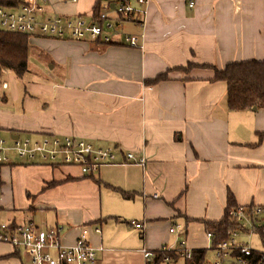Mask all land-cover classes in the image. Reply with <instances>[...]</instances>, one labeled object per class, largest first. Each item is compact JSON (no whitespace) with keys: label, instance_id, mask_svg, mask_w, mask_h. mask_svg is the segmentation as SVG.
Returning <instances> with one entry per match:
<instances>
[{"label":"crops","instance_id":"obj_1","mask_svg":"<svg viewBox=\"0 0 264 264\" xmlns=\"http://www.w3.org/2000/svg\"><path fill=\"white\" fill-rule=\"evenodd\" d=\"M97 1L38 0L40 19L89 17ZM146 12L144 26L123 28L142 36L138 48L31 37L52 41V69L59 66V73L52 74V84L29 87L20 110L14 91L0 98V130L9 139L71 136L117 150V164L91 175L16 156L0 167V217L16 226L60 227L67 245L88 226L96 264H106L103 255L114 250L102 233L113 231L109 222L123 225L116 228L123 239L139 232L143 248L129 253L179 240L204 250L210 245L206 223L224 218L230 195L237 206H264V109L230 110L226 83L200 67L264 61V0H152ZM190 64L189 73L173 71L168 81L148 84ZM127 153L137 160L144 156L146 165L126 162ZM124 192L134 198L125 199ZM133 221L144 230L131 226ZM174 225L184 231L170 234ZM0 245L6 246L8 264H22L16 255L27 256Z\"/></svg>","mask_w":264,"mask_h":264},{"label":"built area","instance_id":"obj_2","mask_svg":"<svg viewBox=\"0 0 264 264\" xmlns=\"http://www.w3.org/2000/svg\"><path fill=\"white\" fill-rule=\"evenodd\" d=\"M49 0H42L46 4ZM76 3L78 0H71ZM152 0H113L106 2L97 19L94 14L86 17L61 15L40 19L38 0H23L18 8L0 7V30L27 34L31 37L55 38L71 41H90L104 44H124L140 47L142 36L123 32L126 23L144 26L146 9ZM194 2H190L192 7ZM113 7V8H112ZM114 13L115 16H112ZM7 88V84L3 85ZM118 152L114 147L95 148L90 142L71 136L45 135L39 139L13 137L6 140L0 134V167L12 164L13 156L29 163L50 166H74L84 175L99 171L101 166L117 164ZM126 162L146 165L143 156L137 160L132 153L126 154ZM228 216L240 225L226 239L213 243L215 233L207 231L210 245L203 261L195 256L194 250L179 240L177 247L168 245L158 250H143L145 264H264V206H237L228 210ZM131 226L144 230V225L131 222ZM62 228L40 229L34 223L13 225L0 223V244L15 250H23L30 264H96V248L90 241V228L85 226L73 244H64L60 234ZM184 227L174 225L169 233L180 235ZM100 234V226H94ZM255 236L260 237L261 249L252 247ZM167 253L166 256H160Z\"/></svg>","mask_w":264,"mask_h":264},{"label":"trees","instance_id":"obj_3","mask_svg":"<svg viewBox=\"0 0 264 264\" xmlns=\"http://www.w3.org/2000/svg\"><path fill=\"white\" fill-rule=\"evenodd\" d=\"M113 0H98L94 7L95 19L103 12L106 2ZM23 0H0V7L18 8ZM30 39L27 34H20L0 30V81L7 71H12L18 77H23L29 68L30 58ZM194 65L190 64L187 68H173L160 74L155 79L148 81L149 85H157L168 81L170 73L173 71H183L189 73ZM196 67V66H195ZM201 68L212 69L215 72L216 81L225 82L227 85V103L232 111H244L253 107L264 109V61L249 60L228 64L224 69L219 70L215 67L204 65ZM263 137V134L260 135ZM52 186V183L49 185ZM125 199L134 198L132 195L123 193ZM237 207L232 195L229 196V206L224 218L218 222H207L206 231L215 233L213 243L226 239L233 231L240 228V225L232 220L227 212ZM263 247L264 235L261 234ZM167 253H161L164 257ZM206 251L198 250L195 256L203 261Z\"/></svg>","mask_w":264,"mask_h":264},{"label":"rangeland","instance_id":"obj_4","mask_svg":"<svg viewBox=\"0 0 264 264\" xmlns=\"http://www.w3.org/2000/svg\"><path fill=\"white\" fill-rule=\"evenodd\" d=\"M30 58H29V68L28 72L23 77H18L15 75L12 71H7L4 73L1 81H0V98L6 93V95H10L12 91H14L19 96V102L17 105V110L22 107V98H24L26 95H29L27 93L29 87L37 85V86H43L46 84H52V74L55 76L57 73H59V66L56 70H53L52 67L54 65V57H55V51L51 40H42L38 41L33 38L30 39ZM4 83H7L9 89L3 91L2 85ZM31 95V94H30ZM37 98L41 101L42 99L47 98V96L44 95H37ZM2 134H4L2 137L6 140H9L10 135L6 131H1ZM8 133V134H7ZM3 177V174H2ZM1 223H5L7 221V218L4 216L0 217ZM108 226H111V230L109 229L105 230L102 229L103 236L107 239H109L111 242L113 241V252L109 255L104 254L103 259L105 258L106 264H144V257L143 254H133L129 253V249L131 248H137L140 247V249L143 248V240H141V237L139 235V232H135L133 236H126V238H122L125 233H120L118 229L116 228H124L123 225H118L119 227H116L112 222L108 223ZM131 227V226H130ZM104 228V225H103ZM135 235L137 237H135ZM173 243V242H172ZM170 243L169 247H177L176 244ZM209 247V246H208ZM207 247V248H208ZM252 247L255 249H261L262 246L260 245V237L255 236L252 240ZM13 248V247H12ZM116 249H119L116 251ZM6 250V246L0 245V264H8V256L9 254H5L6 252H3ZM24 252V251H23ZM22 253V252H21ZM103 254V253H102ZM101 254V256H102ZM18 256V259L22 264H29L28 257L22 253ZM97 256V252H96Z\"/></svg>","mask_w":264,"mask_h":264},{"label":"water","instance_id":"obj_5","mask_svg":"<svg viewBox=\"0 0 264 264\" xmlns=\"http://www.w3.org/2000/svg\"><path fill=\"white\" fill-rule=\"evenodd\" d=\"M113 8V7H112ZM257 108H254V110H256ZM18 136H16V138H17Z\"/></svg>","mask_w":264,"mask_h":264}]
</instances>
